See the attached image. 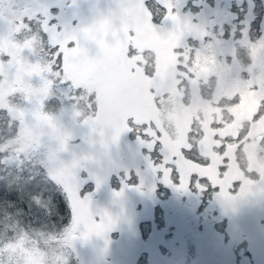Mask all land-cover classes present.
Segmentation results:
<instances>
[{
	"label": "rangeland",
	"instance_id": "374dc122",
	"mask_svg": "<svg viewBox=\"0 0 264 264\" xmlns=\"http://www.w3.org/2000/svg\"><path fill=\"white\" fill-rule=\"evenodd\" d=\"M230 1L214 0L213 7L206 0H161L171 13L170 18L162 22V32L159 33L149 25L145 16L140 15V8L146 11L144 5L139 7L133 0H123L127 8L132 10V15L127 23L123 22L126 35L122 33L119 40L113 39V31L103 26L93 28V22L99 18V14L91 9L88 13L84 7L81 23L77 27H67L60 19L67 13L64 10L66 0L27 2L33 12L27 15V20L35 23L36 17L40 18L43 32L38 35H18L23 32L18 31L13 19H0V109L18 123L17 136L6 145L9 153L4 161L9 165L18 163L20 157H24L42 164L47 174L67 193L73 217L66 231L53 240L51 246L55 251H51L50 256L47 251L32 249L20 240L2 248V264H131L133 257L144 251L152 264H236L233 257L225 258V235L215 229L213 222L224 220L225 217L231 245L240 243L246 235L252 263L264 264V149L260 141L264 134V119L258 120L253 126L252 135L256 141L245 146V153L251 154L248 156L249 171H256L262 179L254 184L242 182L234 197L229 194L228 188L221 193L222 197L219 191L212 203L211 200H203L207 188L201 183L195 184V193L190 192L187 171L184 173L182 167L180 169L185 179L183 182L180 178L181 182L176 186L167 180L168 169L161 167L159 177L157 170L141 154L140 146L149 149L152 144L141 140L134 142L127 135L128 116H136L140 111L145 113L146 118L153 116L154 119H166L171 124L172 131L170 135L164 136V143L176 150L187 146L186 135L190 124L200 119L205 133L209 132L197 143L204 154L220 146L215 133L223 136L228 132L236 136L235 131L241 121L257 113L258 106L264 102V37L250 43L247 24L239 37L233 36L235 25L232 20L235 16L229 11ZM49 3L58 5L52 15L56 20L49 22L51 27L46 22L48 14L44 21L37 14V11L47 13ZM189 12L197 15L192 17L188 15ZM73 15L70 13L69 16ZM214 23H217L219 32L210 40L197 42L194 35H204L213 29ZM227 23L231 25V31L226 37L222 24ZM26 25L24 31L28 30ZM57 27H61L59 29L62 32L57 31ZM83 28L91 30L80 32ZM173 28L177 30L166 35L167 30ZM101 29L103 32L100 37L98 30ZM63 31L69 34L80 32L77 45L80 51L67 49L72 53V59L65 74L57 78L51 72L48 56H40L38 51L41 44L42 52L43 49L48 50L50 41L65 49L69 37ZM45 33L50 34L48 38ZM164 34L165 37L162 36ZM151 35L155 37L151 39ZM36 41L40 45L38 49ZM100 41L104 42L102 59L90 66L85 54L98 51ZM238 45L247 48V51L239 53V57L236 54ZM171 47L183 52L182 69L186 82L190 83L187 84L189 89L197 88L201 81L207 82L208 78H214L216 83L211 100L201 99L196 89L192 90L193 103H181L179 96L183 95L185 87L182 84L185 80L173 74L177 67L174 57L170 55ZM129 49L133 54L153 50L154 76L143 73L146 60L135 54L130 55ZM116 61L121 66L115 70V76L113 74L105 88L103 82L110 75V63ZM135 64L138 67L134 68ZM160 71L166 75L172 74L174 83L162 81L158 75ZM62 79L70 83L64 86ZM71 86H82L96 96L98 92L97 108L93 111L91 103L83 106L80 98L71 92ZM150 87L156 90L159 98L156 103L160 104L161 110L159 107L158 110L153 109L149 104ZM53 88L58 90L60 105L55 110L52 104V110L47 112L44 102ZM176 89L178 94L174 92ZM164 93L171 96L169 103L172 105L168 106L167 101L160 99ZM223 97L237 98L236 104L227 107L231 118H226V115L223 117L218 108V101ZM150 99H154V95H150ZM214 122L219 125L215 126ZM218 162L219 159L215 157L213 166ZM213 166L202 167L200 174L209 178L213 186L217 185L218 190L219 183L223 190V182L219 180L224 177L215 178ZM132 170L138 176L139 183L136 186L120 184L117 188H109L107 180L111 175L123 171L127 179ZM229 180H238L234 167L224 183ZM158 182L167 188V194H171L169 198L157 194ZM86 183L93 185L92 190L84 188ZM250 194L254 200L249 212L255 221L249 220L242 208L250 201ZM80 196L88 197V203ZM156 206L161 208L164 215L163 225L153 226L145 233L147 237L143 238L138 224L153 219ZM100 213L106 219L110 218V227L103 234H98L92 228L94 223H98L94 219ZM250 222L253 225L251 229ZM89 232V238L83 239V235ZM61 246L69 253L58 250ZM233 249H230L232 255Z\"/></svg>",
	"mask_w": 264,
	"mask_h": 264
},
{
	"label": "trees",
	"instance_id": "16d2710c",
	"mask_svg": "<svg viewBox=\"0 0 264 264\" xmlns=\"http://www.w3.org/2000/svg\"><path fill=\"white\" fill-rule=\"evenodd\" d=\"M30 0H20L21 5H19V10L9 12L8 5L2 4V10L0 11V18L4 17V14L7 13H15L16 21L13 23L16 25V28H18V31H21L23 33L21 34H27L29 36L31 35H38L42 33L41 31V24L39 23L40 18L36 17L35 23H32V20H27V15L33 14L31 12L32 8L29 9L27 2ZM98 1V3H97ZM132 1V0H131ZM135 4H137L139 7L144 5V9L140 10V15L145 16L148 19L149 25L159 31L162 32L161 25L162 22L165 20V18H170L169 13H171V10H169L168 6L161 3V0H147L148 6H145L146 0H133ZM207 4L214 5V0H206ZM30 3V2H29ZM85 3V4H84ZM79 4H82V6H78ZM164 5V7H160L159 5ZM64 5L66 6L64 8L67 13L64 15V18H60L65 22L66 26L69 28L77 27L79 23H81V20L83 18L82 14H85L83 11H89L93 10L96 14H100L103 12L104 14H108L107 17V23L102 25L103 27L107 28L110 31H113L112 36L113 39H120V35L123 33L126 35V30L124 27V23H127L130 15H132V10L127 8V5L123 2V0H66L64 2ZM24 6L26 8L24 9ZM78 7H81L80 9ZM191 7V5H190ZM48 10L47 13L43 14L40 11H37V14H40L41 17H43V21L45 20L46 14L49 15L48 22L55 21L56 18L53 17V13H55V10L58 8V5H50L46 7ZM73 8V9H72ZM192 8V7H191ZM24 9V10H23ZM91 9V10H90ZM229 11L231 14H233L235 17L232 20L235 25V31L234 35L235 37H239L240 31L242 28L246 27L248 25L247 29V35L250 43H253V41H256L260 39L262 36L260 35L261 31H264V29L261 28L262 21H264V6L261 5L260 0H232L230 1V7ZM43 12V10H42ZM110 12V13H109ZM18 13V14H17ZM70 13H74L73 16H69ZM91 13V12H90ZM22 15V16H21ZM51 16V17H50ZM255 20V22L251 25L249 28L248 22L250 20ZM47 22V21H46ZM191 24L190 22H187ZM28 28V30L25 29L24 31V25ZM247 24V25H246ZM213 29H210L207 31L204 35H194V38L197 42L200 40H210L213 38L217 32H219V28L217 26V23L213 24ZM223 26V33L224 36L227 37V34H230V28L231 25L222 24ZM221 26V27H222ZM61 28V27H57ZM64 30V29H63ZM167 30V29H166ZM177 29L174 28L171 30H167L166 35H169V32H174ZM100 37L102 34V29L98 30ZM130 31V30H129ZM133 32V31H132ZM187 33V32H185ZM165 34L162 35L163 37L166 36ZM185 35V34H184ZM210 35H212L210 37ZM43 38L46 41L45 35L42 34ZM150 37V35H147ZM151 39L155 37V35H151ZM183 36H181L182 39ZM221 37V36H220ZM112 39V40H113ZM68 41V40H67ZM67 43V42H66ZM113 43H116L113 40ZM37 49L39 48V43L36 41ZM67 45V44H66ZM155 44L152 42V46L154 47ZM42 44L39 48V55L47 57L48 61H50L49 51L46 49H43L42 52ZM247 48L241 45H238V49L236 51L237 56L239 57V53H243V51H247ZM170 55L174 57V60L176 61L177 69H175L176 72L173 74L176 76H181L184 80L185 77L183 74V67L182 64L183 61V52L180 50H177L176 48L171 47ZM116 51V48L114 52ZM153 50H145L143 53L133 54V51L131 49L128 50L130 55L142 57L146 60L147 64L144 66L143 73L148 76H152L154 73V67H153V61H152V53ZM244 62V61H243ZM241 63V61H240ZM246 63V62H244ZM120 63L118 61L114 62L113 64L110 63V69H109V77L106 79V81L103 82L105 88H107V83L110 81V79L113 77V74L115 76V70H118L120 67ZM138 67L137 64H135L136 68ZM155 75V74H154ZM153 75V76H154ZM158 75L162 78V81L174 83L172 81V74L166 75L164 72L160 71L158 72ZM117 79V77H116ZM60 79L58 80V84H60ZM62 81H64L62 79ZM207 82H199L197 85V88H191L187 86L186 80L182 84V86L185 87L183 90V95L179 96L180 101L184 105H189L193 103V99H191L192 90H196L200 96V98L207 100H211L213 96V90L215 87V80L213 77L208 78L206 80ZM97 82L99 84L98 78ZM120 83V82H119ZM102 84V85H103ZM190 84V83H189ZM62 85H68L63 84ZM72 87V93L75 97L80 98V103L83 104V106H87L88 103H91V108L94 111L97 107L95 106L97 103V96L94 94V92H87V90L84 87ZM151 89V90H150ZM57 90V89H56ZM53 88L51 90V94L47 98V100L44 102V108L47 111L52 110L50 106L52 104L53 108L56 110V108L60 105V98H58V93ZM149 94L154 95V99H150L149 97V104L154 109L156 108L158 110L160 109V104L156 103V101L159 100L157 97V93L155 88L150 87L149 88ZM58 91V90H57ZM176 94H178V90L176 89L174 91ZM100 94V93H99ZM83 95V96H82ZM162 95V94H161ZM86 97V98H85ZM177 97V98H179ZM171 96L167 93H164L160 99H164L167 101L168 106L172 105L169 103ZM236 97L234 99H227L223 97V99H220L218 101V108L220 109V112L222 113V116L226 118H231L229 116V112H227V107L232 106L236 104ZM161 103V101H159ZM47 111V112H48ZM163 112V111H162ZM159 113V112H158ZM224 119V118H223ZM264 119V102L258 106L257 113L253 114L250 119H243L241 121L240 127L236 128V136H233L232 134H229L228 132L225 133V135H218L215 133L217 140L220 141V146H217L215 148L210 149L208 152L201 153L199 150V147L197 146V143L203 139L204 136H206L208 133L204 131L201 120L195 119L192 121L191 128L189 132L187 133L186 142L187 146H183L180 149H171L168 148L164 141H165V135H170L169 133L172 131V126L167 122L165 119L164 121L156 118L154 119L152 117H145V113L143 112H137L136 116L134 114H130L127 118V135L129 139H131L134 142H138V140H141L142 142L151 143L152 146L149 149H146L145 146H140L141 154L147 159V163L151 164L158 172L159 177L162 172V170H159L161 167L168 169L167 173V180H170V183L174 186L180 184L182 178L183 182V172L180 169L181 167L185 171H187V185L190 190V192L195 193L194 186L197 183H201L206 191L204 192V198L203 200H206L208 202L211 200V203L213 202L214 195H217L220 191V197L221 193L224 191H227L231 196H235L240 189V185L242 182H250L251 184H254L255 182H260L262 179L261 175H258V173L254 170L249 171V164H248V156H251L250 153H245V146L249 144H253L254 141H256V137L252 135V129L255 123H257L258 120ZM158 123V125H157ZM17 122L11 119L10 115L0 109V189H6L9 192H19L21 193V196L23 198L24 195L27 194L28 185L32 183V177H39V180L37 183L44 186L45 190L52 193L53 195L57 192L61 193V197L63 200L65 211L61 213L57 219V222L52 223L50 220H47L43 217H47L49 213L55 214L54 206L51 204V199H42L39 203V205L34 208L31 212L25 211L22 208V205L18 204L17 202H10V201H0V264H2V248L6 245H10L12 243H16L17 241H25L24 243L29 245L30 248L41 251H47L48 256L52 254L51 251H55L53 247L51 246L54 244L53 240H56L60 235H62L68 226L71 225L73 217H72V211L71 206L69 204L68 196L65 193V190L59 185L54 179L50 177V175L47 174L45 167L40 164L38 161H35L33 159H24V157H20V161L18 163L9 164L7 165L5 163V158L8 156L9 148H6L7 143L14 139L17 136ZM215 126H218L219 124L217 122H214ZM233 125V124H232ZM211 133V132H210ZM213 135V137H214ZM260 141L263 143L264 149V134L260 137ZM154 148V149H153ZM11 150V149H10ZM252 153V151H251ZM215 157L219 159L218 164H215V167L213 166ZM216 162V161H215ZM169 165V167H165V165ZM171 165H174L175 168L172 169ZM212 167L215 168L216 171V177L222 176L224 178H220L219 182H223V190L220 188V185L218 183V187L220 190L217 189V185H212L209 178L202 179L200 172L202 167ZM235 168L236 174L238 176V180L235 182H231V180L227 181V183H224V181L227 179V176L231 169ZM196 174L197 176H193V174ZM92 183V182H91ZM91 183H86V186L84 188L92 190L93 185ZM107 185L109 188H117L120 186V184H132L136 186L139 183L138 176L135 174V172L132 170L131 174L127 179L124 178V172L119 171L116 175H111L107 180ZM249 187L251 186L248 184ZM157 194L164 195V198H169L171 194H167V188L162 185L160 182L157 183ZM228 184L230 186L228 187ZM253 186V185H252ZM264 187V186H263ZM264 189V188H263ZM169 190V187H168ZM171 192V191H170ZM264 192V191H263ZM250 201H248L243 209H245V215H248L249 220L255 221L253 219V215L249 210L251 211L250 207L252 206L253 202V196L250 194L249 196ZM205 202V203H206ZM230 210V209H229ZM42 211L43 217L37 218L36 212ZM161 208L156 206L153 209V219L148 220L147 222L139 223V231L142 233L143 238L147 237L145 233L152 229L153 226L161 227L162 219L164 215L161 213ZM233 211V210H232ZM231 213V210H230ZM250 214V215H249ZM102 213L99 214L101 216ZM232 215L234 213L232 212ZM226 218V219H225ZM224 220H214V226L215 229L219 232H222L225 235V258H229V256L233 257L236 261V264H248L252 263V253L249 251V242L247 241V236H243L244 238L241 239L240 243L234 245L230 243L229 235L226 229L227 217H225ZM96 220V219H94ZM251 221V222H252ZM96 222V221H95ZM250 222V229L253 226ZM250 234V233H249ZM248 235V234H247ZM234 248L233 255L230 253V249ZM57 249V248H56ZM58 250L63 251L64 253H69L68 250H66L65 247L61 246L58 248ZM259 255H262L261 253ZM133 262L131 264H152L150 259L146 256V252L136 254L135 257H133ZM247 259V262H246ZM73 261V260H71ZM74 262V261H73Z\"/></svg>",
	"mask_w": 264,
	"mask_h": 264
},
{
	"label": "snow or ice",
	"instance_id": "6c2138e0",
	"mask_svg": "<svg viewBox=\"0 0 264 264\" xmlns=\"http://www.w3.org/2000/svg\"><path fill=\"white\" fill-rule=\"evenodd\" d=\"M260 2H261V5L264 6V0H260ZM145 6L146 7L148 6L147 0L145 2ZM159 6L162 8L164 7V5L162 4ZM188 15L195 17L197 14H193L189 12ZM107 17H108V14H104L103 12H101L99 14V18L94 20L93 28L96 27L97 25L102 26L106 24ZM254 22H255L254 19L248 22L249 28ZM48 25L49 27H51L49 22H48ZM261 28L264 29V21H262ZM56 30L62 32L59 28H56ZM90 30L91 29L89 28H83L80 30V32L87 33ZM63 33H65L69 37L67 41V46L65 49L62 50L60 44H55V43H52L51 41L48 44V51H49V56H50V61H51L50 63L51 72L55 73L57 75V78L65 74L66 67L70 59H72V53L68 52L67 49L71 48L73 52L80 51V49L77 46L79 42V35H78L79 33L75 31H73L71 34L67 33L66 31H63ZM45 34H47L46 38H48V36L50 35L49 33H45ZM260 35L264 37V31H261ZM103 49H104V42L100 41L98 51H96L95 53L87 52L85 54L88 58V62L90 66L98 62L100 59H102ZM61 83L67 84V83H70V81H61ZM165 167H169V165L166 164ZM171 167L172 169L175 168L174 165H171ZM193 176H197V175L194 173ZM200 178L207 179V177H200ZM31 179H32V183L28 185L27 194L24 195L23 198L21 196V193L19 192H9L6 189H0V201L17 202L18 204H20V206L22 205V208L25 211L31 212L34 208H36L39 205L42 199L50 198L51 204L54 206L55 214H51L50 212L47 217H43V212L38 211L36 212V217L37 218L43 217L47 220H50L52 223L57 222L59 215L65 211L61 193L57 192L53 195L52 193L46 191L43 185L37 183V181L39 180L38 176L32 177ZM64 194L67 195L66 192ZM116 195H121V193H116ZM81 199L84 200L85 203H88V199H89L88 197H81ZM95 219L98 221V223H94L92 225V228L96 229L98 234L105 233L110 227V218L106 219L104 215H101L98 218L96 217ZM89 235H90V232L85 233L82 238L87 240L89 238Z\"/></svg>",
	"mask_w": 264,
	"mask_h": 264
},
{
	"label": "flooded vegetation",
	"instance_id": "af4514ba",
	"mask_svg": "<svg viewBox=\"0 0 264 264\" xmlns=\"http://www.w3.org/2000/svg\"><path fill=\"white\" fill-rule=\"evenodd\" d=\"M3 3L8 5V10H9L10 13L13 12V11L17 12L19 10V5H21L20 0H0V4L2 5ZM25 8H26V6H24V9ZM7 12L8 11H6V14H4V17H9L10 19H13V22L16 21V18L14 19L15 13L10 14V13H7ZM0 19H2V18H0Z\"/></svg>",
	"mask_w": 264,
	"mask_h": 264
}]
</instances>
